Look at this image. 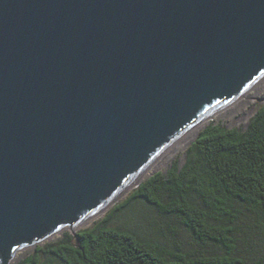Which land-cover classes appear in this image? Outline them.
<instances>
[{
	"label": "water",
	"instance_id": "water-1",
	"mask_svg": "<svg viewBox=\"0 0 264 264\" xmlns=\"http://www.w3.org/2000/svg\"><path fill=\"white\" fill-rule=\"evenodd\" d=\"M262 72L264 0H0V264L125 199Z\"/></svg>",
	"mask_w": 264,
	"mask_h": 264
},
{
	"label": "trees",
	"instance_id": "trees-1",
	"mask_svg": "<svg viewBox=\"0 0 264 264\" xmlns=\"http://www.w3.org/2000/svg\"><path fill=\"white\" fill-rule=\"evenodd\" d=\"M144 201L165 217H175L201 243L220 245L228 257L193 259L181 249L168 251L153 240L114 227L115 218ZM244 205L259 219L264 236V103L248 127L212 124L188 147L186 161L174 160L114 205L76 242L38 245L19 264H237L235 214Z\"/></svg>",
	"mask_w": 264,
	"mask_h": 264
},
{
	"label": "rangeland",
	"instance_id": "rangeland-1",
	"mask_svg": "<svg viewBox=\"0 0 264 264\" xmlns=\"http://www.w3.org/2000/svg\"><path fill=\"white\" fill-rule=\"evenodd\" d=\"M243 92L241 93V97L244 95ZM251 93H254V91H251ZM263 103L264 97L259 98L255 102H251L246 110H242V104L236 106L232 102L225 107L228 108L226 111L224 108L219 112V114L212 116L209 119V123L202 126L198 133L212 124H221L228 128L237 127L240 130H245L248 127V122L244 119L246 111H249L254 105H256L253 114L249 119L250 121L258 106ZM188 147L189 146H187L186 149L178 150L175 157L172 158V162L176 159H181L184 164L186 161V151ZM170 164L171 162L169 161L167 165L160 168L150 169L146 172L147 174H145L138 181L146 179L151 173L166 170ZM123 196L124 194L118 199ZM110 209L111 208L108 209L107 207L94 216L92 220L90 219L88 222L76 229H61L35 245L38 246L59 242L66 234L73 236V242H76V233L80 230L93 226L98 220L103 218ZM235 214L239 217L235 223L234 233L237 243V251L232 258L238 262L237 264H264V236L260 228L259 219L244 205H237ZM112 225L114 227L130 230L142 238L158 242L168 251H173L177 248L181 249L192 256L193 259L200 260L201 258L210 257H228L227 252L223 247L213 243H201L197 241L177 218L165 217L161 215L144 201L136 202L128 210L119 214L115 218ZM33 250L34 245L16 254L10 264H19L27 255L31 254ZM52 264H59V262L54 261Z\"/></svg>",
	"mask_w": 264,
	"mask_h": 264
},
{
	"label": "bare ground",
	"instance_id": "bare-ground-1",
	"mask_svg": "<svg viewBox=\"0 0 264 264\" xmlns=\"http://www.w3.org/2000/svg\"><path fill=\"white\" fill-rule=\"evenodd\" d=\"M264 72H262L243 92L244 95L243 97L242 94L237 97L233 103L237 106L239 104H242V110H246V108L250 105L251 102L257 101L259 98L264 97ZM251 91H254V93H251ZM246 94V95H245ZM233 104V105H234ZM254 105L249 111H246L244 115V119L246 122H249L250 117L253 114V111L255 109ZM228 108H225V111ZM222 111V110H221ZM219 114V112L217 113ZM242 119V118H241ZM209 123V119L205 121L203 124H201L199 127H197L195 130H193L191 133H189L187 136H185L183 139H181L171 150H169L159 161H157L150 169L152 168H160L164 165H167V163L172 161V158L175 157V154L177 153L178 150L180 149H186L187 146H189L190 142L196 137L197 133L201 129L202 126L205 124ZM149 169V170H150ZM148 170V171H149ZM147 174V173H145ZM144 174V175H145ZM143 175V176H144ZM142 176V177H143ZM141 177V178H142ZM140 178V179H141ZM128 189L125 191L127 192ZM125 192L123 194H125ZM122 194V195H123ZM109 207V206H108ZM107 208V207H106ZM105 208V209H106ZM103 211V210H102ZM93 219V218H92ZM91 219V220H92Z\"/></svg>",
	"mask_w": 264,
	"mask_h": 264
}]
</instances>
